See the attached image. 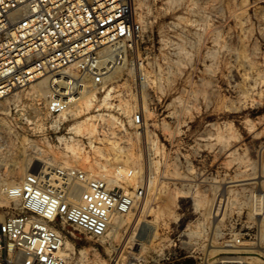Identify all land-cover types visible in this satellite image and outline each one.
Listing matches in <instances>:
<instances>
[{
  "label": "rangeland",
  "instance_id": "obj_1",
  "mask_svg": "<svg viewBox=\"0 0 264 264\" xmlns=\"http://www.w3.org/2000/svg\"><path fill=\"white\" fill-rule=\"evenodd\" d=\"M135 2L110 82L70 95L69 71L0 100V203L28 172L76 166L142 195L103 240L64 223L70 264H264V0ZM52 93L68 112H47Z\"/></svg>",
  "mask_w": 264,
  "mask_h": 264
},
{
  "label": "built area",
  "instance_id": "obj_2",
  "mask_svg": "<svg viewBox=\"0 0 264 264\" xmlns=\"http://www.w3.org/2000/svg\"><path fill=\"white\" fill-rule=\"evenodd\" d=\"M138 32L135 0H0V100L39 78L68 80L69 71L70 95L110 82L115 56ZM69 104L52 93L46 109L59 115ZM1 193L0 264H70L63 224L103 240L112 215L130 212L142 188L114 190L89 171L58 166L28 172Z\"/></svg>",
  "mask_w": 264,
  "mask_h": 264
},
{
  "label": "bare ground",
  "instance_id": "obj_3",
  "mask_svg": "<svg viewBox=\"0 0 264 264\" xmlns=\"http://www.w3.org/2000/svg\"><path fill=\"white\" fill-rule=\"evenodd\" d=\"M122 50H120L119 52H121ZM116 55V54H115ZM117 56V55H116ZM115 56V60L113 61V64H114V62L115 61H117V59L119 58H117ZM120 56H122V54H120ZM124 58V57H123ZM123 58L121 59H118V62L120 63L121 62V60H123ZM63 75V74H62ZM61 77H63V76H57V78H61ZM56 78V80H58ZM54 82V81H53ZM59 83V82H58ZM61 83V82H60ZM79 87H82V85H79ZM42 91V89H38V91ZM85 90V88H79L78 89V91H84ZM78 91H76V92H78ZM66 98V97H65ZM68 101H69V99L68 98H66ZM95 102H96V96L95 95H90L87 99H86V101H85V103H84V106H83V109L85 110V111H87L92 105H94L95 104ZM69 110L67 109L66 111H64L63 112V114H65L66 112H68ZM81 111V110H80ZM95 116V115H94ZM97 116H100V114L99 115H97ZM93 119V116H91V117H87V118H85L84 120L88 123V124H92L93 122H90L91 120ZM100 119H102V117L100 116ZM94 129V127H92V130ZM91 130V131H92ZM118 173L120 174V175H122V174H124V172L126 171L124 168H122L121 166L120 167H118ZM127 173V172H126ZM107 184V183H106ZM75 191L76 192H78V190L77 189H75ZM259 191V190H258ZM126 192V191H125ZM128 193V192H127ZM263 196H264V194H261L260 192H257L256 194H254V200H255V204H254V209L255 210H257L258 208H260V203H261V200H262V198H263ZM68 248H70V243L68 242V241H66L65 240V242H64V247H63V255L64 256H67L68 254H66V252H65V250L66 249H68ZM239 263H241V264H247L246 262H244V261H242V260H237V259H225V260H222L221 261V263L220 264H239Z\"/></svg>",
  "mask_w": 264,
  "mask_h": 264
}]
</instances>
